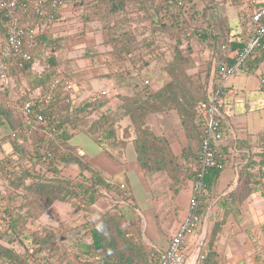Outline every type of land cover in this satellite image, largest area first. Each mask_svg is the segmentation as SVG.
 I'll use <instances>...</instances> for the list:
<instances>
[{"label": "trees", "instance_id": "16d2710c", "mask_svg": "<svg viewBox=\"0 0 264 264\" xmlns=\"http://www.w3.org/2000/svg\"><path fill=\"white\" fill-rule=\"evenodd\" d=\"M198 1L183 0L180 5L175 0H52L56 4V7L52 9L56 12L55 25L63 21V9L71 3L73 10L79 13L80 20L84 25L81 30L82 34L96 30L105 31L107 34L106 43L112 48V53L117 59H121V62L128 61L133 67L132 70H125L129 77H132L134 72L139 75L145 74L149 60L143 51L147 48L151 49L152 46L155 47V44L161 40V34L164 36L166 34L169 37L170 47L173 49L178 64L169 69L171 80L158 90L151 86H145V80L144 84L139 82L136 86L138 89L134 94L116 96L118 111L112 107L106 111L102 110L103 107L113 103L106 97L88 100L77 106L74 96L68 95V97L70 96L69 102L66 101L67 98L54 97L49 102L35 104L31 114L24 116L18 110V100L22 98L20 105L22 107L25 103L35 99L36 96H47L53 76L61 73L60 51L63 48V43L68 39L54 31H46L37 39L31 49L24 47V50L30 53L31 59L25 60L19 57L9 62V73L13 80V86L0 88V126H4V122L11 125L9 137L16 146L9 153L12 152L15 156L18 153L20 159L26 160L24 164H20L18 159L11 161L10 155L0 158V174L10 176L16 188L23 186L25 188L24 183L27 180L42 179L25 189L28 195L33 198L35 196L43 197L42 193L49 197L57 194V197L49 199V202L67 201L70 197L79 196L85 192L82 195L92 204L97 199L98 188L95 189V186L97 187L98 184L99 186L103 185L104 189L115 197L131 199L133 195L127 181L124 183L119 178L109 177L107 173L95 167L88 157L71 146L70 141L73 136L78 132H83L99 142L104 148H124L128 143H132L134 155L139 161L144 177L151 178L150 174H169L170 178L172 177L171 179L179 184L176 191L179 194L193 180L191 175L184 174L182 165L184 164L188 171L190 168L196 167L199 161L204 138L202 125L205 122V119L199 114V105L201 103L213 104L216 97L219 103L220 99L230 90L233 91V94L238 95V90H233L234 87L229 86V79L238 74L254 75L264 63L263 46L248 58L240 71L234 72L228 79H223L219 74L222 64L230 67L235 63L250 38L255 36L260 24L253 21L251 15L253 7L247 5L245 0H210L213 3L211 4L212 8L225 3L240 9L238 22L235 26L230 25V19L227 16L219 14L213 18L210 7L201 11ZM243 4L244 8L241 9ZM2 13L0 12V28L5 31L7 21ZM198 20H202V23H196ZM191 43L206 44L207 48L214 51L217 75L212 92L208 91L205 84H196L198 82H194L193 78L186 73L192 61L193 46ZM47 54L49 55L47 56ZM36 62L42 66V71L34 69ZM209 75L210 71L206 77ZM263 79L264 77H259L261 92H264ZM174 111L178 115L179 129L183 131L184 137L189 142V146L182 148L181 154L175 153L173 143L167 135L156 134L149 125L151 115L170 114ZM220 111L219 119L222 122L224 138H226L229 132V127L225 123L226 113L221 106ZM91 113H97L96 116L100 114L97 121L89 126H83L79 117ZM3 116H6L5 120H2ZM124 117L129 118L131 123L123 129V138L121 139L116 124L118 119ZM39 118L43 123L39 121ZM0 144L2 145V142ZM29 147L32 150H29ZM261 149L263 156L260 163H255L250 159L249 164L242 165L240 169L243 175L248 172V169L257 167L258 176L261 177L259 183L264 187V134L261 136ZM222 156L221 154L217 155L222 167L214 168L207 174L206 183L209 189L211 188V178L217 179L227 166L228 156L225 152ZM178 161L181 166L176 164ZM72 166H77L79 169L76 178H82L87 183L91 182L92 187H85L81 182L77 187L78 190L69 187L71 183H68L69 181L63 175H66L65 168ZM48 172L52 173V179L45 178V174L41 176L42 173ZM56 178L59 179L58 182L52 184ZM61 179H64L65 182L60 181ZM62 184L67 187L64 188ZM63 189L66 191L61 193ZM233 194L231 193L229 197L231 198ZM209 200L210 194L202 199L203 213L207 211L208 207L205 206L208 205ZM133 215L135 214L132 211L131 216ZM125 217L127 220L130 218L129 214ZM133 218L140 219L135 216ZM135 221L131 218L123 224L124 228H118L115 234L107 230L103 231L102 229L105 228L97 226V229L95 228L92 233L94 248L89 252L94 257L95 251L102 249L105 252V258L93 259L85 264H141V262L143 264V261L145 264H160L162 261L161 251L150 249L143 244L141 229L139 230L140 227L134 224ZM221 228L222 224L215 225L214 236L209 243V252L204 258H200L197 264H217V250L213 243L214 245L217 243L218 237L215 239V236L217 233L219 234ZM19 229L16 220H11L10 224L2 228V232H0V263L18 264L15 260H20L22 264H25L31 257L43 264H53V257L50 254L47 255V258H40V255L49 251L48 247L53 245L54 238L51 239L49 236H38L36 239L32 237L19 238L16 237V234H23L22 230H24ZM107 235L110 237L106 238ZM4 240H6V245H4ZM25 240L28 244L31 243L29 246L31 254L26 251L22 255L14 250L13 246H17L18 242L24 246ZM9 244L12 245L11 248ZM20 256L26 261L21 260ZM29 262V264H33L31 261Z\"/></svg>", "mask_w": 264, "mask_h": 264}, {"label": "rangeland", "instance_id": "374dc122", "mask_svg": "<svg viewBox=\"0 0 264 264\" xmlns=\"http://www.w3.org/2000/svg\"><path fill=\"white\" fill-rule=\"evenodd\" d=\"M211 4L213 3L210 0L198 1V6L201 11L206 7H210V13L213 18L219 14L227 16L230 19V25L235 26V24L238 22V14L240 10L237 6L221 3L219 6L212 8ZM243 8L244 4L241 6V9ZM197 22L200 24L202 23V20H198L196 23ZM5 33L6 32L0 28V42L5 39ZM99 36L101 35L97 34L95 41H89L88 37L86 41L90 43L84 42L86 43L85 45H98L103 38ZM160 36L161 40L155 44V47L152 46L151 49L147 48L143 51L146 58L149 60L145 74L139 75L136 73L137 77L141 76L140 80L143 84L145 80H149V84H145V86H151L152 88L161 87L171 80L169 69L178 64V61L173 54V49L170 47L171 41L169 37L166 34L165 36L163 34ZM91 38L95 37H90V39ZM78 42L79 41L76 42L79 45L78 47L82 48ZM105 46L108 47L106 44ZM192 46L193 53L191 66L187 69L186 73L188 76L193 78L194 82H198L196 84L203 83L206 85L208 91L212 92L213 85L216 81L215 77L217 75V64L216 60H214V51L207 48L206 44L195 45L194 43ZM130 65V62L122 61L117 64L119 67V70H117L122 73L123 70H128ZM208 71H210V75L209 77H206ZM123 72L125 73V71ZM258 73V75H264V64ZM258 81L259 77L256 75L238 74L229 79V85L233 86L235 89H238L240 91L239 95L245 96L248 100H240L238 103H236L235 114L233 115L236 117H232V122H234L236 125L238 132L245 129L251 134L256 135L257 133L264 131V93L262 94L256 92ZM98 84L99 87H107L103 79H100ZM253 96H257V99L253 98ZM21 100L22 98L18 100V110L21 105ZM175 114L176 112L164 114L166 118L164 125H166V127L162 125L160 131H163L162 134H165L169 139H172L175 153L181 154L182 148L189 146V142L184 137L183 131L181 129L174 128V125L178 122V119L176 118L177 115ZM96 115L97 113L85 114L83 117H79V121L83 122V126H89L90 124H93V122L97 121V118L100 114H98V116ZM5 117L3 116L2 120H5ZM10 126L11 125L6 122H4V126H0V142H2V145L0 144V158L10 155L11 157H8L11 158V161L18 159L20 164H24L26 160L20 159V155L18 153L16 156L15 154H12V152L9 153L12 148L16 147L15 142H13L9 137L11 130ZM174 135L179 138L175 139ZM82 138L86 140L88 139L87 136H82ZM129 149L133 151L132 145H130ZM29 150H32V148L29 147ZM109 151H112V149H109ZM128 151L129 150L125 152V155L129 153ZM113 153L112 156L114 155ZM129 154H127L126 157V166L135 171L139 169V161L134 156ZM112 159L113 158L110 157L108 161H111ZM176 164L181 166L179 161L176 162ZM182 166L184 167V174L189 175L186 166L184 164ZM75 167L76 168L73 170V167H66L64 170L66 175H63V177L69 181L68 183H71V186L69 187L71 189L78 190L77 187L80 185V182L84 183L85 187H92L91 182L87 183L82 178H76L79 169L77 166ZM44 174L45 178L52 179L51 172L42 173L41 176H44ZM150 175L151 178H146L145 182L150 189L151 196L149 198L152 199V204L151 207L146 208L145 210L143 209L140 212L137 210L136 205H132L135 204L133 197H131V199H121L119 197H115L111 192L106 191L103 185L99 186L98 184L97 187L95 186V189L98 188V194H96L97 199L92 204H90L87 201V198L82 195L85 192L81 193L79 196H72L67 199V201L49 202L48 200L57 197V194L53 197H49L47 194L42 193L43 197L35 196L37 198H33L28 195L27 190L25 189L27 186H31L33 183L40 182L42 179L39 180L38 178H34L30 179V181L27 180L24 183L25 188H23L24 186L22 188H16L10 176L0 174V232H2V228H5L8 224H10L11 220H16L19 228L24 229L22 230L23 234H16V237H24V239L27 237H32L36 239L38 236H49L51 239L54 238L53 245L48 247L49 251L42 253L40 258H47V255L50 254L53 257V264H85V262L89 263L94 259V257L90 255L89 251L94 248V239L92 233L95 228L97 229V226L105 228L102 229L103 231L107 230L112 233L114 232L115 234L116 230L118 228H124L123 224L128 222L131 218L135 221L136 219L133 218L135 216L140 218L137 219L139 221L136 220L134 224H136L137 227H140L139 230L141 229V239L143 244H145L150 249L163 251V248H165V245L163 244H166L165 239H167V229L164 227L163 221L168 217V219L171 217L174 219L172 214L173 211L169 209L173 204L178 202V193L176 191L179 188V184L175 183L173 179H171L172 177L170 178L171 175H167L166 173ZM132 176L134 177L135 181V193L139 195L138 198L143 200L144 195H146L144 187L137 180L136 175ZM58 180L59 179L56 178V180L52 181V184L58 182ZM62 180L64 181V179H61L60 181ZM62 186L64 188L67 187V185L64 184H62ZM65 191L66 190L63 189L61 193H64ZM185 194L189 197L187 192ZM189 203V201L188 203H185L184 201L180 200V204L183 207V209L181 207V210L185 211L188 209ZM132 211L133 214H135L133 216H131ZM127 214H129L130 217L129 220H127L125 217ZM204 216L205 217L203 219L202 225H204V223L209 218V215L208 217L207 215ZM221 222L222 221L217 222L216 224H221ZM213 224L207 233L208 244L212 240V236H214L213 232L215 225ZM205 229V225L202 226L200 231H198V234L203 233ZM248 232H250V229L246 227L244 230V236H246V233ZM219 234H216L215 239L219 236ZM105 237L107 238L110 236L107 235ZM187 239L188 237L185 238V242ZM4 241V245H6V240ZM168 242L169 240L167 239V243ZM24 243L26 244L23 246L18 242L17 246H13L14 250H17L22 255H24L26 251L30 253L29 251H31V247L29 246L31 243L28 244L26 240ZM215 245L213 243V246ZM9 246L10 248L12 247L11 244H9ZM115 249L117 250L118 248ZM103 253L105 252H102L104 258L105 255ZM20 259L25 260L22 256H20ZM29 261H31L33 264H43L35 261L31 257L26 261L25 264H29ZM15 262L22 264L20 260H15ZM143 264H145L144 261Z\"/></svg>", "mask_w": 264, "mask_h": 264}, {"label": "crops", "instance_id": "0c3cea01", "mask_svg": "<svg viewBox=\"0 0 264 264\" xmlns=\"http://www.w3.org/2000/svg\"><path fill=\"white\" fill-rule=\"evenodd\" d=\"M63 13V21L55 25L53 31L68 39L63 43V48L60 51V56L62 57L60 70L63 73H70L75 79L76 92L73 95H75L74 98L77 106L82 105L88 100L106 97V99L113 101V103L111 102L110 106L103 107L102 110L106 111L110 107L117 110L118 103L116 102V96L120 94H134L138 89L136 86L141 82L139 80L141 77H137V72H134L132 77H129L126 72H123L125 70L122 73L118 71L119 67L117 64L121 62V59H117L112 53V48L106 43L107 34L105 31L96 30L82 34L81 30L84 25L80 20L79 13L73 10L71 3L64 7ZM97 34L101 35L99 37H103L98 45H85L86 43H90L86 41L88 37L89 41H95ZM90 37L95 38L90 39ZM77 41H79L78 43H80L82 48L78 47ZM132 68L130 65L128 69L132 70ZM34 69L40 72L43 68L39 62H36ZM259 70L254 76L264 77V75H258ZM100 79L105 81L107 87H99L98 83ZM159 88L153 87L155 90ZM233 90L238 89L233 88ZM256 92L263 94L259 90V81ZM239 94V90L238 95L233 94V91L230 90L221 99L222 110L226 113L225 123L229 127V132L224 141L219 144V154L222 156L225 152L228 156V163L217 179L211 178V188L209 189L210 200L207 203L208 205L205 206L208 207L207 211L209 214V218L204 223L206 229L203 233L198 234V231L204 226L200 224L195 232L188 236L184 244L187 264H197L200 257L205 256L209 252L208 230H210L213 222V225H216L220 221H222V231L214 246L217 250V264H264V187L263 184L259 183L261 177L258 176L259 171L257 167L248 169V172L243 173V175L240 169L242 165L249 164L250 159L254 160L255 163H260V159L263 156L261 151V136L264 134V131L256 135L251 134L245 129L240 132L237 131L236 125L232 122V117H236L233 116L235 114L236 103L240 100H247L245 96H240ZM253 98L257 99V96H253ZM164 114L167 113L154 114L149 117V125L159 135L163 132L160 131L161 126L166 127L164 125L166 120ZM177 116L176 118L178 119ZM130 123L131 121L127 117L118 119L116 127L119 130V138H123V129ZM179 127V123L177 122L174 128L179 129ZM82 136H87L88 139L86 140ZM174 138L179 137L174 135ZM170 140L172 141L171 138ZM70 144L88 157L95 167L107 173L109 177L119 178L124 182L127 181L138 211L141 212L143 209L151 207L152 199L149 198L151 196L150 189L146 185V178L141 172L140 165H138L139 169L135 171L126 166L127 154L130 153L129 155L136 158L134 150L129 149L132 143H128L124 148H104L89 135L78 132L73 136ZM172 146L174 147V144ZM109 149H112V151H109ZM127 150H129V153L125 155ZM112 153L114 154L113 156ZM110 157L113 159L108 161ZM222 157L225 158L226 156ZM72 167V170L76 168L75 166ZM132 175H136L137 180L144 187L146 195H144L143 200L138 198L139 195L135 193V181ZM186 192L189 194V197L185 194ZM231 193L234 194L230 198ZM191 197L192 182L190 181L187 187L178 194V202L173 204L169 209L173 211L174 219L172 217L168 219V217L163 221L164 227L167 229L166 238L169 242L188 213V209L185 211L181 210L182 205L180 204V200L188 203ZM246 227L250 229V232L244 236ZM167 239H165L166 244H163L165 248L169 244V242L167 243Z\"/></svg>", "mask_w": 264, "mask_h": 264}, {"label": "built area", "instance_id": "2783aa9c", "mask_svg": "<svg viewBox=\"0 0 264 264\" xmlns=\"http://www.w3.org/2000/svg\"><path fill=\"white\" fill-rule=\"evenodd\" d=\"M182 4L183 0H175ZM246 4L253 7L251 15L253 21L259 23V29L255 36L251 37L247 45L240 52L232 66L222 64L219 72L223 79L230 78L234 72L241 70L242 65L256 50L264 46V0H245ZM56 4L52 0H0V12L6 19V37L0 42V88L12 87L13 80L10 75V61L22 57L31 59L29 52L24 47L31 49L37 39L46 31L55 28L56 12L52 11ZM57 73L53 76L50 92L47 96H36L35 99L25 103L19 108L24 116H29L35 104L49 102L52 98H67L75 92V79L68 73ZM226 81V80H225ZM224 81V83H225ZM149 81H146L148 84ZM264 84V79L262 80ZM215 98V103H201L199 114L205 119L202 125L204 138L201 145L199 161L196 167L188 170L192 176V197L190 199L188 213L173 235L167 248L161 251L162 261L160 264H187L184 250L185 238L193 234L203 218L201 202L204 197L209 196L210 190L206 183V177L210 170L222 167L221 161L217 159L219 144L224 140L222 122L220 121V106ZM39 121L43 123L42 119ZM220 155V154H219ZM102 250L96 251L95 259L103 258ZM105 255V253H103ZM105 258V257H104ZM0 264H8L2 262Z\"/></svg>", "mask_w": 264, "mask_h": 264}, {"label": "clouds", "instance_id": "9594fccd", "mask_svg": "<svg viewBox=\"0 0 264 264\" xmlns=\"http://www.w3.org/2000/svg\"><path fill=\"white\" fill-rule=\"evenodd\" d=\"M148 81H149V80H148ZM263 93H264V92H263ZM221 99H222V98H221ZM221 99H220V101H219V106H221ZM221 107H222V106H221ZM223 141H224V140H223ZM207 212H208V211L205 212L206 214L202 212V213H203V218H202V221H201V223H200L201 225L203 224V219H204V217H205L204 215H207V217H208V215H209ZM200 224H199V225H200ZM199 225H198V226H199ZM196 229H197V228H196ZM191 235H192V234H191ZM189 236H190V235H189ZM98 250H102V249H98ZM98 250H96V251H98ZM96 251H95V253H94V259H95ZM102 251H103V250H102ZM200 258H204V256H202V257H200Z\"/></svg>", "mask_w": 264, "mask_h": 264}]
</instances>
